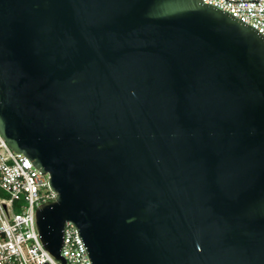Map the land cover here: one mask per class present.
I'll use <instances>...</instances> for the list:
<instances>
[{
  "label": "water",
  "instance_id": "obj_1",
  "mask_svg": "<svg viewBox=\"0 0 264 264\" xmlns=\"http://www.w3.org/2000/svg\"><path fill=\"white\" fill-rule=\"evenodd\" d=\"M0 131L50 176L49 252L264 264V36L202 0H0Z\"/></svg>",
  "mask_w": 264,
  "mask_h": 264
},
{
  "label": "built area",
  "instance_id": "obj_2",
  "mask_svg": "<svg viewBox=\"0 0 264 264\" xmlns=\"http://www.w3.org/2000/svg\"><path fill=\"white\" fill-rule=\"evenodd\" d=\"M250 25L264 36V0H202ZM50 176L25 154L15 151L0 131V264H61L45 247L36 211L57 193ZM61 255L66 264H93L74 223L63 230Z\"/></svg>",
  "mask_w": 264,
  "mask_h": 264
}]
</instances>
